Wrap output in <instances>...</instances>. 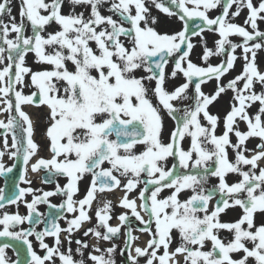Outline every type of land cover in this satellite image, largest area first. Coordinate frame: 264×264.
Here are the masks:
<instances>
[{
  "label": "snow or ice",
  "instance_id": "obj_1",
  "mask_svg": "<svg viewBox=\"0 0 264 264\" xmlns=\"http://www.w3.org/2000/svg\"><path fill=\"white\" fill-rule=\"evenodd\" d=\"M149 2L169 17H177L181 29L170 34L157 31ZM65 3L20 0L17 20L12 0H0V112L8 113L6 120L0 119V174L16 166H5L4 155L20 158L24 169L19 179L29 185H17L11 196L0 188V209L18 202L28 209L24 216L0 214V237L22 241L28 253L21 261L19 250L14 249L17 260L12 261L6 250L13 245L0 244V264H55L57 257L60 264H86L84 254L89 248L87 260L92 264H116L118 245L111 242L122 229L126 247L120 254L126 253L130 264H139L140 258H145V264H264V221L256 223L257 213L264 214V72L256 62L257 50L264 48V31L258 27V21H264V0L258 4L253 0H168V5L163 0H67L69 12L64 13ZM105 5L110 15L102 14ZM233 6L235 11L230 12ZM77 7L85 8L88 15L77 12ZM218 7L220 14L210 18L208 13ZM244 8L248 10L244 25L231 22ZM197 19L201 23L190 25ZM53 24L58 30L48 31ZM206 30L217 33L219 39L214 49L205 42L201 60L207 63L219 55L225 59L200 66L190 59L195 47L192 37H202ZM232 35L243 42L233 43ZM238 48L244 60L242 71L222 84L221 78L234 69ZM29 53L36 64L50 67L27 66ZM170 60L174 66L167 73ZM178 74L185 82L169 91L168 79ZM213 79L215 91L206 94L202 85ZM190 86L194 87L193 103L178 108L174 102L189 100ZM25 87L35 90L25 94ZM228 90L234 95L223 117V132L217 135L221 118L211 114L209 106ZM25 105L49 110L50 158L39 156L41 146L33 139L34 125L23 110ZM162 110L176 122L167 142L162 138ZM240 121L246 130L240 129ZM186 138H190L187 149ZM250 139L260 141L254 149L247 147ZM229 149L235 153L234 160L229 159ZM169 158L175 161L170 167ZM29 168L33 173L44 171V183L55 182L57 176L66 177L67 183L56 182L52 191L34 189L27 177ZM229 174L238 175L239 181L229 183ZM86 175L91 176L89 186L83 198L76 200L79 182ZM210 177L218 180L211 189L206 187ZM117 189L124 193L119 207L127 211L116 217L119 223L113 226V203L103 201L95 210V225L83 231L84 237L91 235L97 243L75 240V253L80 256L75 259L73 233L91 223L98 193ZM135 190L138 196L130 198ZM165 190L170 193L162 197ZM186 191L191 194L181 199ZM29 194L30 202L24 200ZM56 195L65 197L60 205L49 201ZM42 203L59 210L54 218L46 219L37 211ZM237 206L242 215L234 222H222L221 214ZM66 214H73L72 218ZM130 216L143 225L139 231L149 235L144 247L134 246L139 237L129 226ZM60 219L66 228L60 226ZM24 222L31 227L14 230ZM41 223L46 226L36 231L35 225ZM222 231L231 238H222ZM62 232L67 233L64 251ZM174 234L178 241L173 248ZM31 236L44 250L43 256L33 249ZM46 237L54 238L53 246L45 242ZM101 242L111 246L102 247Z\"/></svg>",
  "mask_w": 264,
  "mask_h": 264
},
{
  "label": "flooded vegetation",
  "instance_id": "obj_2",
  "mask_svg": "<svg viewBox=\"0 0 264 264\" xmlns=\"http://www.w3.org/2000/svg\"><path fill=\"white\" fill-rule=\"evenodd\" d=\"M174 65H170L168 64V66L166 67V72L170 73L172 71ZM144 73H138V75H143ZM185 82V78L183 77L182 74H178L177 77L175 79H171L169 78L166 86L168 88L169 91L173 90L174 87L182 84ZM154 85V82H153ZM194 92V87L190 86L189 90H188V96H189V100H186L184 102H174L176 104V106L178 108H183L185 105H190L192 102L191 97L193 95ZM155 99L153 98V103H156ZM217 101L220 100H216L212 105H214ZM222 104L225 106L224 101H222ZM209 106V112L211 113V106ZM222 107V106H221ZM8 115V113H7ZM164 117V115H162ZM169 119L173 120L171 117H168ZM164 119V118H163ZM174 121V120H173ZM175 122V121H174ZM176 123V122H175ZM163 124L166 128H163V133L162 136L164 135L165 131H169L171 132L173 129L169 126L171 124H168L167 122H165L163 120ZM0 131H3L2 129H0ZM37 140L40 142L39 145L40 147V151H39V156L40 157H44V158H50L51 153L48 151V144L49 141L47 139V141L43 140V136L40 135L38 136ZM11 134H9L8 136V144L11 145ZM0 150H3V137L0 136ZM36 158H33L32 162H35ZM2 161L5 164V166L10 167L14 164L15 159H10L9 156L6 154L2 157ZM104 167H108L107 164L104 165ZM17 174H13V172L7 173L5 175H1L0 176V188H3L5 190V194L7 193V188H8V183L11 181H15L16 185L15 186H19V187H29L28 184L23 183L22 181H20V179L16 177ZM27 177L32 181L31 183V187L34 189H38V190H43V191H52L55 189L56 187V182H58L61 186H63L64 184L67 183V178L64 176H57L55 178V182H51V183H44L43 179L45 177V172L44 171H39L36 173H33L31 171V169L29 168L28 173H27ZM143 178V177H142ZM91 180V176L90 175H86L80 182H79V192L74 196V199L79 200L81 198H83V196L86 193V190L89 186ZM37 194H40L39 192ZM123 191L120 189L114 190L112 192H104L103 194H99L97 195V200L94 201L93 205H92V210L90 212V214L92 215L93 219L91 221V223H86L83 228L78 231L73 233L72 236V240L73 243L71 245L72 249H73V255L75 259H80V256L78 254L75 253V248L77 247V245L75 244V240L77 239H81V240H87L89 242L90 245L96 244L97 241L95 239V237L93 236H89V237H84L83 236V231L85 229H87L88 227H93L96 223V218H95V210L97 207H99L103 201L105 200H111L113 203V218L110 221V223L115 226L119 223V221L116 219V217L124 211H127L126 209H123L121 207H119L118 201L119 199L123 196ZM163 193H161V196L163 197ZM130 198H135L138 196V190H135L133 193H130ZM32 195L29 194L27 196L24 197V200L30 202L32 200ZM65 199V197L61 196V195H56V196H52L49 197V201L51 202L52 205H60L63 200ZM137 203L139 204V200L137 201ZM8 212L9 214H15V213H19L20 215L24 216L28 214V209L26 207V205L23 202H18V204H6L4 209H0V214H2L3 212ZM37 211L41 214H44L46 219H51L54 218L53 214L58 213V209L57 208H51L49 206V204L47 203H42V204H38L37 205ZM143 214V213H142ZM73 214H66L68 219L72 218ZM147 219V217H145ZM60 226L62 228H66L67 224L65 222L64 219H60L59 220ZM46 225L44 223L41 224H37L35 225V229L36 231H42L44 229ZM129 226L133 229V235L138 236L139 239L135 242L134 246L138 245L140 247H144L146 245V241L149 239V235L147 233H142L139 231L140 228L143 227V225L140 224L139 221H137L134 217L130 216V220H129ZM2 225H0V230H2ZM31 225L28 222H24L23 224L17 226L14 230L19 231L20 229H28L30 228ZM101 231H103V229H101ZM66 236L67 233L62 232L60 235V239L63 242L62 246H61V250L64 251L67 248V241H66ZM29 239L32 242L33 245V249L41 256H43L45 254L44 250L41 249L39 247V242L35 239V236H31L29 237ZM125 236H124V229H122L121 233L115 237L113 239V241L111 243H115L118 245L117 248V252L115 253V260H116V264H130V262H128L126 260V253L124 255L120 254V249H123L126 247L125 243ZM22 242V241H20ZM45 242L49 245V246H53L54 245V238L52 237H46L45 238ZM110 242H101V246L102 247H110L111 246ZM206 248H210V244L206 245ZM16 248L14 247H10L8 248L7 251V255L9 257L10 260L15 261L17 260V252L14 250ZM88 251H91V248H89L88 250L85 251L84 254V258L86 260V264H92V262L90 260H87V255H88ZM135 254V253H133ZM28 258V253H27V246L25 245L24 248V252L20 254L19 252V259L21 261H24ZM236 258V257H235ZM55 264H60V261L58 259V257L55 260ZM139 264H145V258H140V262Z\"/></svg>",
  "mask_w": 264,
  "mask_h": 264
},
{
  "label": "rangeland",
  "instance_id": "obj_3",
  "mask_svg": "<svg viewBox=\"0 0 264 264\" xmlns=\"http://www.w3.org/2000/svg\"><path fill=\"white\" fill-rule=\"evenodd\" d=\"M15 1L19 2L20 0H12L13 15H15L17 17V20H19V15H18L19 6L13 5V3H15ZM253 1L255 2V4H258V2H259V0H253ZM163 2L166 5H168V0H163ZM148 6L150 8L151 15L156 17V19H157V15L160 14L162 11L158 10L157 8H155V6L153 4H151L150 2L148 3ZM233 10H235V8ZM76 11L77 12L84 11L85 15L86 16L88 15V11L85 8H83V7H77ZM220 11H221V8H220ZM63 12L64 13H68L69 12V6L67 5V0H66V3H65V6L63 7ZM101 12L104 15H110L111 14L108 11V5H105L104 7H102L101 8ZM211 17L212 16H210V18ZM113 18L114 19H119L116 16H114ZM3 19H4L5 22H7L9 20V17L7 15H5V16H3ZM239 24L244 25L243 21L241 23H239ZM154 27L156 28L157 31H159L161 33H169L170 34V33H173V32L177 31L176 23H174L173 21H172V26L168 30L164 29V23H162V21H160L159 19H157V23L154 25ZM211 33H213V32L206 30L203 33L202 37L201 36L192 37V42L194 43L195 47L192 50L190 59L194 63H196L197 65L207 66L208 63H210L212 65H216V64L220 63L221 60L225 59L224 55H219V56L210 57V59L207 61V63H205L203 60H201L200 57H201V55L203 53L205 42H206V44H207V46L209 48H213L214 49V47H215L214 42L216 40H215V38H213L211 36ZM27 34H31V32L29 31ZM229 39L232 40L233 43H242V38L237 36V35H234V36L232 35V36L229 37ZM235 54L237 55L238 58H237V61L235 62L234 69L230 70V72L228 74H226L224 77L221 78L220 82L222 84H226L229 80L233 79L236 75H238L242 71V67H243V64H244L243 55H242V49L238 48L236 50ZM249 56H250V54H249ZM26 60H27V66L33 68L34 70H36L38 68H43V67H50V66H47V65H38V64H36L35 63V56L32 53L28 54ZM256 62H257V65H258L260 71H264V48H261V49H259L257 51ZM169 63H171V62H169ZM0 67H2V65H0ZM26 80H27V78H26ZM216 83H217L216 80L213 79V80H210L207 83L203 84L202 86H204V92L206 94L211 95L215 91ZM238 86H242V83L239 84ZM17 87H19V86H17ZM34 90L35 89L31 88V87H25L24 88L25 94H29L30 92H32ZM255 90L257 92L261 91V86L259 84H257L255 86ZM233 95L234 94H233V92L231 90L226 91L225 93L221 94V96L218 98V100H220V101H217L210 108L211 109V114L218 115L221 118V123H220L219 127L217 128V135H220L223 132V117L230 110V102H231V98H232ZM222 101H224L225 106L222 104ZM257 109H258V104L254 105L253 108L250 111L252 113H254ZM38 115L41 117L40 113ZM162 115H164V118L169 117L167 112L164 111V110H162ZM40 117H38L39 120H40V123L38 124V129L41 130L42 128H44V129L46 128V125H48V123H49L48 122L49 118L48 117H41L40 118ZM166 122L168 124H171L169 126L172 129L175 127V122L173 123V121H172V123H171V121H169V119H167ZM201 122L205 123V124L207 123L203 119H202ZM238 123H239V127H240V129L242 131L246 130V125L244 124V122L240 121ZM170 133L171 132H169L168 130L164 132V135L162 136V138H163V140L165 142L168 141ZM231 140H232L233 143H235L236 142V137L234 135H232L231 136ZM259 142L260 141L258 139H250L247 142V147L249 149H254L255 146ZM189 144H190V138H186L185 141L183 142V146L185 147V149L188 148ZM228 153H229V159L230 160H234L235 153L232 151V149H229ZM246 154L250 155L251 153H246ZM173 163H175V161L172 158H169V160L167 161V166L170 167ZM261 163H262V166H264V162H261ZM245 170H247V169H245ZM182 171H184V170L180 169V172H182ZM239 179H240V177L238 175H236V174H229L228 177H227V180H228L229 183L238 182ZM216 184H218L217 178L210 177L206 187L211 189ZM169 193H170V190H165L164 196L168 195ZM190 194L191 193L187 192V191L183 192V193H181L180 198L181 199H186ZM241 215H242V210L237 206L235 208H230V209L226 210L225 213L221 214V220H222V222H234ZM261 221H264V214L257 213V215H256V223L259 224ZM226 233H227V237L225 235V231H222L220 233L221 237L222 238H231L230 234L227 231H226ZM175 240H177V239L175 238ZM174 243H176V242H174ZM236 258H238V256Z\"/></svg>",
  "mask_w": 264,
  "mask_h": 264
},
{
  "label": "bare ground",
  "instance_id": "obj_4",
  "mask_svg": "<svg viewBox=\"0 0 264 264\" xmlns=\"http://www.w3.org/2000/svg\"><path fill=\"white\" fill-rule=\"evenodd\" d=\"M20 1H15V3H13V5L15 6H19ZM241 16L244 17V19L246 18V16L248 15V11L246 8L242 9L241 11ZM157 19H159L160 21H162V23H164V29H169L172 26V21L174 23H176V27H177V31H179L182 27V22L175 16L173 17H169L167 14L161 12L160 14L157 15ZM232 22V21H231ZM175 27V28H176ZM258 27L260 31H264V21H258ZM53 30H58V26H56L55 24L52 25L51 28L48 29V31H53ZM250 32L252 31V29L249 30ZM71 67V65H69ZM27 110L28 113L31 114V118L33 119V122L36 124V122L39 121V119L36 117V115H32V113H44V109H37L36 107L30 105L27 106L25 108Z\"/></svg>",
  "mask_w": 264,
  "mask_h": 264
},
{
  "label": "water",
  "instance_id": "obj_5",
  "mask_svg": "<svg viewBox=\"0 0 264 264\" xmlns=\"http://www.w3.org/2000/svg\"><path fill=\"white\" fill-rule=\"evenodd\" d=\"M194 23H201V22L197 19V20H195V21L190 22V25H191V24H194Z\"/></svg>",
  "mask_w": 264,
  "mask_h": 264
}]
</instances>
